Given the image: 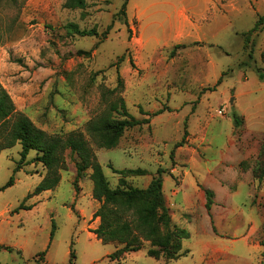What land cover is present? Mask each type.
<instances>
[{"label":"rangeland","instance_id":"374dc122","mask_svg":"<svg viewBox=\"0 0 264 264\" xmlns=\"http://www.w3.org/2000/svg\"><path fill=\"white\" fill-rule=\"evenodd\" d=\"M65 2L0 0V82L39 128L82 132L111 187L121 178L146 187L164 169L165 202L172 224L189 233L187 252L157 259L144 239L139 250L111 258L123 245L91 231L100 223L91 169L75 180L79 158L66 150L58 184L32 194L48 169L31 150L15 170L18 142L0 152V264H264V126L251 129L232 105L244 91L242 106L254 114L252 100L264 96L257 72H264V27L249 34L256 17L244 13L232 16L234 30L209 32L207 22L225 20L220 2L187 34L171 32V22L164 32L145 31L129 0L126 14L119 12L124 0H87L84 8ZM70 23L98 35H80ZM120 97L147 121L124 129L115 146H101L86 125L125 117L111 108ZM135 168L145 173L114 170ZM22 202L30 207L19 208Z\"/></svg>","mask_w":264,"mask_h":264},{"label":"trees","instance_id":"16d2710c","mask_svg":"<svg viewBox=\"0 0 264 264\" xmlns=\"http://www.w3.org/2000/svg\"><path fill=\"white\" fill-rule=\"evenodd\" d=\"M127 4L128 0H124L119 12L126 14ZM86 5L87 0H66L65 2V6L70 8H84ZM125 23L128 24L126 20ZM70 26L80 35H98L97 30L94 28L81 29L76 23H70ZM263 27L264 14L258 16L255 24L249 30V34L250 32L260 31ZM106 34L107 30L103 32V36ZM248 40L249 35L246 37V41ZM176 46L178 47L180 44ZM120 59H123V55ZM257 72L259 77L264 79V72L259 68H257ZM220 80L221 78L217 82H220ZM119 86H121L120 76ZM115 90H117V87L109 90V92ZM119 101V105L114 103L111 108L119 111L120 114V109H122V114L125 117L112 118L105 116L99 120H90L86 125L88 132L96 137L101 146H115L124 129L147 121V119H138L132 115L128 111L123 97H120ZM164 109L159 108L151 115L159 114ZM141 110L143 113H148L142 107ZM234 120L235 123H239L237 115H234ZM18 142L22 148L15 170L22 167L31 150L37 151L34 160L42 162L48 169L47 175L36 185L32 194H39L42 191L52 189L58 184L60 175L57 169L63 161L66 150L77 154L79 158L76 162L75 180H78L86 169H91L92 195L100 202V206L94 213L95 217H100V223L91 231L104 242L115 240L123 245L109 254L111 258L115 257L119 260L124 257V254L139 250L144 239L151 242L147 254L157 259L163 257L168 261L176 259L187 252V250L182 249V240L187 238L189 233L186 229L172 224L171 214L165 202L161 175L164 169L159 168L158 174L150 180L146 187L127 185L123 178H121V186L111 187L102 165L97 161L82 132L73 131L66 135L50 134L39 128L28 115L17 110L12 96L0 82V152L13 147ZM114 170L119 173H145V169L142 168ZM13 183L14 175L9 178L2 188ZM22 207L29 208L30 206L22 202L19 208ZM53 234L54 225L51 237ZM261 243L264 244V239ZM74 254V251L71 250V261L75 256Z\"/></svg>","mask_w":264,"mask_h":264},{"label":"crops","instance_id":"0c3cea01","mask_svg":"<svg viewBox=\"0 0 264 264\" xmlns=\"http://www.w3.org/2000/svg\"><path fill=\"white\" fill-rule=\"evenodd\" d=\"M216 2L223 5V9L226 11H222L225 20L215 24L207 22L208 31L212 33L222 28L234 30L237 24L232 16L241 17L244 13H250L257 20L259 15L264 14V0H227L226 2H223V0H129V10L133 13V16L140 20L145 31L153 27L154 31L150 32H164L166 23L171 22V24L169 23L170 26L168 25L171 32L187 34L193 32L195 24L198 25V28L205 24L204 19L209 17L211 8ZM131 4L132 8L130 9ZM213 16L215 17V14ZM158 28L161 30H158ZM243 95L244 91H236L232 105L238 113L245 116L251 129L263 127L264 96L252 100V109L255 113L251 114L250 109L242 106L241 97ZM223 184L217 182L218 191L222 190Z\"/></svg>","mask_w":264,"mask_h":264},{"label":"built area","instance_id":"2783aa9c","mask_svg":"<svg viewBox=\"0 0 264 264\" xmlns=\"http://www.w3.org/2000/svg\"><path fill=\"white\" fill-rule=\"evenodd\" d=\"M220 113H222V111L220 110Z\"/></svg>","mask_w":264,"mask_h":264}]
</instances>
